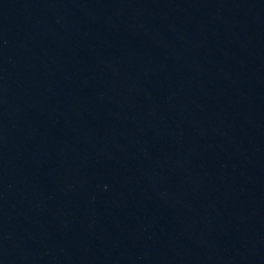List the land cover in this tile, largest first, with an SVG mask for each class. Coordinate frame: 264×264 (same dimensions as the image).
<instances>
[{"label": "water", "instance_id": "water-1", "mask_svg": "<svg viewBox=\"0 0 264 264\" xmlns=\"http://www.w3.org/2000/svg\"><path fill=\"white\" fill-rule=\"evenodd\" d=\"M0 264H264V0H0Z\"/></svg>", "mask_w": 264, "mask_h": 264}]
</instances>
